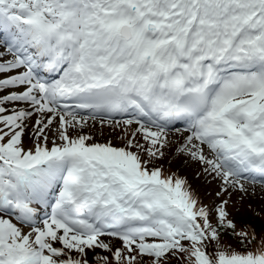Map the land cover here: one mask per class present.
<instances>
[{"label":"snow or ice","instance_id":"snow-or-ice-1","mask_svg":"<svg viewBox=\"0 0 264 264\" xmlns=\"http://www.w3.org/2000/svg\"><path fill=\"white\" fill-rule=\"evenodd\" d=\"M257 185L264 0H0V264H264Z\"/></svg>","mask_w":264,"mask_h":264},{"label":"rangeland","instance_id":"rangeland-1","mask_svg":"<svg viewBox=\"0 0 264 264\" xmlns=\"http://www.w3.org/2000/svg\"><path fill=\"white\" fill-rule=\"evenodd\" d=\"M113 142L119 143L116 139ZM164 168L176 171L180 176L186 177L203 204H210L215 199V192L218 190V186L209 177L200 174L199 166L184 164L181 160L173 158L170 164H164ZM255 187L256 195L252 194V186H249V194L243 195L242 199L241 193H234L232 203L229 205V211L236 220L238 230H241L244 225L251 224L252 229L257 234L254 242H260L264 245V196H261V190L258 185ZM224 240L226 244L230 243L234 247H240L236 240L231 237L225 236Z\"/></svg>","mask_w":264,"mask_h":264},{"label":"bare ground","instance_id":"bare-ground-1","mask_svg":"<svg viewBox=\"0 0 264 264\" xmlns=\"http://www.w3.org/2000/svg\"><path fill=\"white\" fill-rule=\"evenodd\" d=\"M259 187V186H258Z\"/></svg>","mask_w":264,"mask_h":264}]
</instances>
